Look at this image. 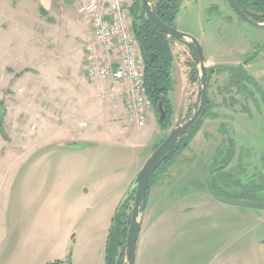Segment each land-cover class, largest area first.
Returning <instances> with one entry per match:
<instances>
[{"label":"rangeland","instance_id":"1","mask_svg":"<svg viewBox=\"0 0 264 264\" xmlns=\"http://www.w3.org/2000/svg\"><path fill=\"white\" fill-rule=\"evenodd\" d=\"M174 24L200 40L207 59L251 63L249 77L264 65V28L240 19L229 0H183ZM19 29L0 22V264H106L109 231L127 191L155 146L199 105L201 81L189 78L192 53L173 41V55L153 71L151 89L164 90L171 110L168 126L156 113L139 127L127 123L110 84L89 82L74 55L62 63L69 76L55 75L54 58L34 64L37 76L21 78L17 66L31 65L35 42ZM226 77L211 79L217 116L155 174L142 212L141 236L151 231L141 264H264V209L221 199L264 202V72L243 93ZM60 85L74 93L63 98L82 100L59 102Z\"/></svg>","mask_w":264,"mask_h":264},{"label":"built area","instance_id":"2","mask_svg":"<svg viewBox=\"0 0 264 264\" xmlns=\"http://www.w3.org/2000/svg\"><path fill=\"white\" fill-rule=\"evenodd\" d=\"M133 0H79L89 25L84 44L85 76L109 83L121 96L127 123L145 126L154 113L147 92L145 64L134 31Z\"/></svg>","mask_w":264,"mask_h":264},{"label":"trees","instance_id":"3","mask_svg":"<svg viewBox=\"0 0 264 264\" xmlns=\"http://www.w3.org/2000/svg\"><path fill=\"white\" fill-rule=\"evenodd\" d=\"M152 7L154 11L160 16L163 20L168 22L169 24L175 26V21L177 19L178 13L182 6L183 0H151ZM242 9L254 20L258 22H264V0H237ZM132 16L134 23V31L139 42V47L141 50V54L143 56L144 64H145V78H146V86L147 92L152 99L154 110L159 114L157 104L162 100L164 102L165 109L167 110V121L164 126H168L170 123L171 110L166 106V93L163 89H151V83L153 80V71L155 69H159V62L162 58L171 57L174 53L173 41L174 39L168 37L166 33L161 31L155 24L149 21L145 17V13L142 9V0H134V4L132 6ZM193 57V62H189L190 65V80L191 82L201 81L199 77V56L196 52L194 45L190 44L187 46ZM245 62L244 64H246ZM226 73V74H225ZM215 74H225L228 79V86L233 87L239 91L247 90L248 84L244 83L246 79H248L249 75L245 72L244 65L237 66H215L208 68V82L209 88L211 87V79ZM251 77V76H250ZM249 77V78H250ZM256 84L255 82H253ZM227 88V87H226ZM254 91H248L247 95L250 96ZM154 93V94H153ZM200 101V94H199ZM216 105L213 103L210 96L208 97V103L206 107V112L204 114L203 119L200 121L198 125L194 128L190 135L182 139L180 143L177 144L175 149L168 155L167 159L163 162V164L157 169V171L163 166L165 169L169 168L176 158L181 154V151L185 150L191 140L196 136L198 131L201 129L204 120L207 117L215 118L217 115L213 112V108ZM198 108V106H197ZM196 108V109H197ZM193 114H189L187 118H191ZM3 118L4 115L0 111V131L4 134V126H3ZM163 141V140H162ZM161 141V142H162ZM160 142V143H161ZM159 143V144H160ZM158 144V145H159ZM155 146L156 147L158 146ZM156 171V172H157ZM152 176L149 189L147 193L150 191V187L154 182L155 174ZM146 198V203H147ZM135 201V193H133L129 199H127L124 203H122L117 211L118 219L113 221L111 225L108 241H107V249H106V264H123L126 250V240L128 229L131 221V213H128V209H130V202ZM145 205L142 208L144 210ZM53 264H61L60 262H56Z\"/></svg>","mask_w":264,"mask_h":264},{"label":"crops","instance_id":"4","mask_svg":"<svg viewBox=\"0 0 264 264\" xmlns=\"http://www.w3.org/2000/svg\"><path fill=\"white\" fill-rule=\"evenodd\" d=\"M5 6L7 8L6 15H4ZM5 6L0 8V22L2 25L6 23L7 28H15L17 25L20 26L19 30L22 29V32L25 33V37L30 39L28 42H35L31 46V51L29 50L32 53L33 58L27 61L31 65L28 67H25L24 65L17 66V69L21 67L16 71L21 73V78L32 75L37 76V73L40 70H36L35 65H39V67L42 68V66L44 67L47 63L53 61L54 58H57L58 60L56 67H54V72L57 77H61L63 75L69 76V69H66L62 64L63 60H66L67 56L74 55L80 59L81 63L83 62L84 44L86 35L89 32V25L86 18L79 13V0H7V4ZM231 20L234 23H237L238 21L233 18ZM57 29L60 30V33L58 34L55 33V30ZM218 29L222 30V26ZM71 30L73 31L71 32ZM218 33H216V35H218ZM249 49H244L243 54H248L250 51ZM71 50L74 51L69 52ZM262 60L264 63V58H262ZM207 61L209 66L223 65L218 63L213 58H209ZM241 64L244 65L245 69L251 68L252 65L248 62L246 64ZM14 68L15 67L13 66V69ZM263 72L264 65L258 75H252L250 79H246L244 83L251 86L252 81L254 82L256 78H261V73ZM249 90L254 91L253 89ZM57 91L61 96L57 99L59 102H65L67 104L69 102L78 103L82 100V96H80V94L71 97H67L66 95L63 98V94H67L68 92L70 94L73 93L68 91L67 87H62L60 85V88L57 89ZM238 92L243 93L241 90ZM117 97L119 98V103H121V96L118 95ZM62 103H60L61 106H63ZM261 104L263 105V102ZM153 116H155V114ZM222 128V131L225 130L224 127ZM236 129L237 128L234 126L233 133L235 134ZM144 220L145 213L143 215L142 224L144 223ZM148 230L149 231H145L143 236H141L140 232L137 244L136 264H141L142 262V256L140 253L143 255V249L145 250L144 239L146 236L149 237L151 229L148 227ZM139 256L141 262H138Z\"/></svg>","mask_w":264,"mask_h":264},{"label":"water","instance_id":"5","mask_svg":"<svg viewBox=\"0 0 264 264\" xmlns=\"http://www.w3.org/2000/svg\"><path fill=\"white\" fill-rule=\"evenodd\" d=\"M230 5L237 16L248 24L264 28V22H258L248 16V14L242 9L237 0H229ZM142 9L145 13V17L155 24L161 31L166 33L168 37L174 39L177 42L188 46L190 44L194 45L196 52L199 56V77L201 79L200 85V101L197 110L194 112L191 118L185 122L175 126V128L163 139V141L156 147L151 156L147 159L143 165L141 171L133 181L131 187L126 193V196L122 203H124L130 196L135 193L134 206L131 213V221L128 229L127 240H126V250L123 264H136L137 257V244L141 232L142 221H143V211L142 208L146 203L147 193L149 189V183L157 171V169L163 164L167 159L168 155L175 149L178 143L182 141L185 137L191 134L196 125L200 123L206 112V107L208 103L209 96V82H208V64L207 59L203 50V46L200 40L188 33L178 30L175 26L169 24L163 20L154 11L152 7L151 0H142ZM159 111L158 121L159 123L165 124L168 118L167 110L165 109L164 102L161 100L157 104ZM77 141H66L63 145H75ZM223 201L242 205L251 206L255 208L264 209V202H257L251 200H238L232 198H221ZM121 203V204H122ZM118 219V215L115 216V220ZM70 263V255H69Z\"/></svg>","mask_w":264,"mask_h":264},{"label":"flooded vegetation","instance_id":"6","mask_svg":"<svg viewBox=\"0 0 264 264\" xmlns=\"http://www.w3.org/2000/svg\"><path fill=\"white\" fill-rule=\"evenodd\" d=\"M133 4H134V0H133ZM138 44H139V42H138Z\"/></svg>","mask_w":264,"mask_h":264}]
</instances>
